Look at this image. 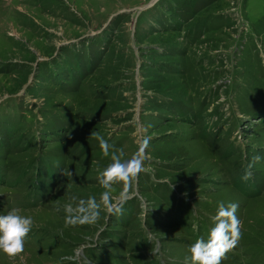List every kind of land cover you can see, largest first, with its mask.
Here are the masks:
<instances>
[{
	"label": "rangeland",
	"instance_id": "374dc122",
	"mask_svg": "<svg viewBox=\"0 0 264 264\" xmlns=\"http://www.w3.org/2000/svg\"><path fill=\"white\" fill-rule=\"evenodd\" d=\"M92 133L125 158L147 137L143 170L122 214L66 226L105 191ZM221 201V264H264V0H0V215L33 220L0 264H184Z\"/></svg>",
	"mask_w": 264,
	"mask_h": 264
},
{
	"label": "clouds",
	"instance_id": "9594fccd",
	"mask_svg": "<svg viewBox=\"0 0 264 264\" xmlns=\"http://www.w3.org/2000/svg\"><path fill=\"white\" fill-rule=\"evenodd\" d=\"M91 135L98 141L103 155L110 156L107 166L97 170V182L105 191L100 194L99 199L94 196L87 199L70 197L72 202L64 205L66 226L95 223L99 219L101 208L109 214H122V205L128 197L123 193L121 198L113 203L112 187L114 184L122 183L130 190L133 180L143 170L145 150L149 143L147 137L139 141L138 150L134 154L125 158L122 151H116L99 133ZM260 160V156H254L252 162L244 167L242 181L252 179L253 165ZM62 174L64 175L63 170ZM68 174L71 175L70 172ZM237 209L236 203L225 204L223 201L218 203L215 214L210 218L211 227L208 228L206 235L187 247L188 255L184 258V264H221L226 253L236 247L241 237V222L236 215ZM32 225V218L21 215L20 210L16 208L0 215V252L10 257L22 253L25 238Z\"/></svg>",
	"mask_w": 264,
	"mask_h": 264
},
{
	"label": "water",
	"instance_id": "95a60500",
	"mask_svg": "<svg viewBox=\"0 0 264 264\" xmlns=\"http://www.w3.org/2000/svg\"><path fill=\"white\" fill-rule=\"evenodd\" d=\"M152 1V0H151Z\"/></svg>",
	"mask_w": 264,
	"mask_h": 264
}]
</instances>
